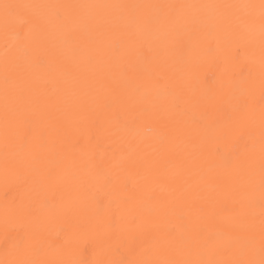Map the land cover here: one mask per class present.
Masks as SVG:
<instances>
[{"label": "bare ground", "instance_id": "1", "mask_svg": "<svg viewBox=\"0 0 264 264\" xmlns=\"http://www.w3.org/2000/svg\"><path fill=\"white\" fill-rule=\"evenodd\" d=\"M262 248V0H0V264Z\"/></svg>", "mask_w": 264, "mask_h": 264}, {"label": "snow or ice", "instance_id": "2", "mask_svg": "<svg viewBox=\"0 0 264 264\" xmlns=\"http://www.w3.org/2000/svg\"><path fill=\"white\" fill-rule=\"evenodd\" d=\"M262 6H264V0H262ZM15 6L13 5H8V4H5L4 5V8L7 10V9H10V8H13ZM261 252H262V259L259 261V264H264V248L261 249ZM248 264H255L254 261H250L248 262Z\"/></svg>", "mask_w": 264, "mask_h": 264}]
</instances>
